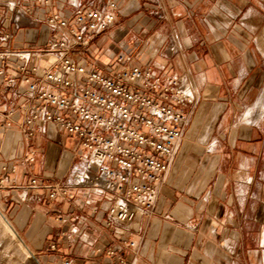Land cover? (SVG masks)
<instances>
[{
	"label": "crops",
	"instance_id": "obj_1",
	"mask_svg": "<svg viewBox=\"0 0 264 264\" xmlns=\"http://www.w3.org/2000/svg\"><path fill=\"white\" fill-rule=\"evenodd\" d=\"M110 1L117 19L89 36L88 61L115 74L125 53L157 76L185 75L195 92L192 102L168 101L187 121L155 206L119 225L109 198L75 181L86 165L79 140L52 123L26 131L37 103L27 79L52 87L42 81L57 60L46 45L67 34L48 15ZM0 53V175L75 192L23 202L0 194V213L40 264H264V0H0Z\"/></svg>",
	"mask_w": 264,
	"mask_h": 264
},
{
	"label": "built area",
	"instance_id": "obj_2",
	"mask_svg": "<svg viewBox=\"0 0 264 264\" xmlns=\"http://www.w3.org/2000/svg\"><path fill=\"white\" fill-rule=\"evenodd\" d=\"M117 16L116 1H110L106 8L89 10L76 5L69 17L49 14L47 22L52 28L67 31L46 45V51L57 58L56 67L45 70L42 79L52 87L41 88L40 82L27 79L26 90L35 94L37 102L26 119L27 133L34 135L39 125L52 123L79 140L86 165L75 172V181L82 184L86 195L100 192L109 198L112 225L131 222L136 212H150L155 206L159 183L171 168L187 121L185 112L168 101L195 99L185 75L157 76L125 53L117 55L120 68L115 74H107L88 61L89 36L108 30ZM2 36L6 39L9 35ZM0 60L5 63L4 53H0ZM13 81L10 78L8 84ZM10 189L21 193L15 197ZM2 191L16 202L26 201L30 195L48 200L75 197L73 188L59 181L41 182L34 177L25 184H15L6 173L0 175V194ZM56 236L72 235L58 231ZM63 264L72 261L65 259Z\"/></svg>",
	"mask_w": 264,
	"mask_h": 264
},
{
	"label": "rangeland",
	"instance_id": "obj_3",
	"mask_svg": "<svg viewBox=\"0 0 264 264\" xmlns=\"http://www.w3.org/2000/svg\"><path fill=\"white\" fill-rule=\"evenodd\" d=\"M8 234L9 233L5 232V230L3 229L1 222L0 264H40L39 261L36 259L35 255L28 257V255L20 249L15 240L12 239L10 234Z\"/></svg>",
	"mask_w": 264,
	"mask_h": 264
},
{
	"label": "bare ground",
	"instance_id": "obj_4",
	"mask_svg": "<svg viewBox=\"0 0 264 264\" xmlns=\"http://www.w3.org/2000/svg\"><path fill=\"white\" fill-rule=\"evenodd\" d=\"M2 222V227L5 230V232H8L13 240L17 243V245L20 247V249L26 253L28 256H31V252L28 251L26 246L22 243V241L18 238L17 234L14 232V230L10 227V225L5 221L4 217L0 214V225ZM8 234V235H9Z\"/></svg>",
	"mask_w": 264,
	"mask_h": 264
},
{
	"label": "water",
	"instance_id": "obj_5",
	"mask_svg": "<svg viewBox=\"0 0 264 264\" xmlns=\"http://www.w3.org/2000/svg\"><path fill=\"white\" fill-rule=\"evenodd\" d=\"M27 247V246H26ZM28 248V247H27ZM29 249V248H28ZM29 251L31 252V254L33 255V252L29 249Z\"/></svg>",
	"mask_w": 264,
	"mask_h": 264
}]
</instances>
